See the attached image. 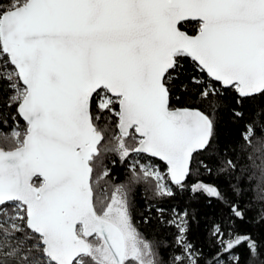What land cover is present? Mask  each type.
Segmentation results:
<instances>
[{
    "label": "snow or ice",
    "instance_id": "1",
    "mask_svg": "<svg viewBox=\"0 0 264 264\" xmlns=\"http://www.w3.org/2000/svg\"><path fill=\"white\" fill-rule=\"evenodd\" d=\"M0 264H264V0H0Z\"/></svg>",
    "mask_w": 264,
    "mask_h": 264
},
{
    "label": "trees",
    "instance_id": "2",
    "mask_svg": "<svg viewBox=\"0 0 264 264\" xmlns=\"http://www.w3.org/2000/svg\"><path fill=\"white\" fill-rule=\"evenodd\" d=\"M190 63L191 62L189 61V65ZM112 158L117 160V164L113 168V171L116 174V177L118 180H123L124 179V175H123L124 168L123 166L119 164L118 157L113 156ZM202 178L206 181L212 179V177H209L207 175L203 176ZM35 179L37 183L40 182V178L37 177ZM144 197H145V193L143 191V188L138 189L136 193V204H137L136 223L140 231L143 232L149 238H151L153 231L156 229V225L154 222L149 223V224H145L143 222L144 217L148 215V213L145 211L147 201L145 200ZM169 203H172V202H169ZM194 206L197 207L200 211V225L195 230L194 235L196 238L199 239L200 242H203L205 228H206L207 223L209 222V218L219 214L222 211H226V210L223 209V207L216 201H212V204L209 205L206 199L203 197H201L199 201L194 204ZM152 215H154V213Z\"/></svg>",
    "mask_w": 264,
    "mask_h": 264
},
{
    "label": "water",
    "instance_id": "3",
    "mask_svg": "<svg viewBox=\"0 0 264 264\" xmlns=\"http://www.w3.org/2000/svg\"><path fill=\"white\" fill-rule=\"evenodd\" d=\"M35 179V178H34Z\"/></svg>",
    "mask_w": 264,
    "mask_h": 264
}]
</instances>
